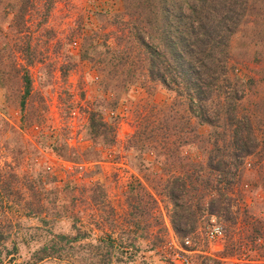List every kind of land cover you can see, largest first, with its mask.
Instances as JSON below:
<instances>
[{"label":"rangeland","instance_id":"1","mask_svg":"<svg viewBox=\"0 0 264 264\" xmlns=\"http://www.w3.org/2000/svg\"><path fill=\"white\" fill-rule=\"evenodd\" d=\"M36 1L29 32L41 61L30 66L33 94L26 116L35 115L30 111L33 104L41 110L43 122L24 120L23 111L0 88V169L11 167L18 186L29 178L45 179L47 191L38 199L41 212L10 214L13 225L0 242V264H175L172 258L179 250L187 251L189 264H264V156L259 152L245 157L237 176H230L236 173L230 165L232 174L225 179L230 186L225 189L200 170L206 161L202 140L212 130L209 125L196 126L198 139L180 147L182 160L176 164L133 146L128 137L137 117L149 105L169 103L174 94L146 78L112 94L93 57L81 55L94 36L98 42L105 37L115 41L110 36L123 27L116 20L123 0H54L41 23L46 0ZM243 29L231 37L230 62L246 82L239 86L245 91L241 100L245 112L255 102L264 105L257 101L264 97V64L258 55L242 58L262 54L261 46L249 42L250 30L243 37ZM101 48L97 45L95 50ZM91 108L102 111L112 123L113 143L103 146L91 140L87 129ZM187 173L195 179L204 206L211 196L216 198L215 210L199 211L196 219L179 225L184 231L178 232L168 221L171 204L163 184L171 174L186 179ZM146 192L158 203L149 205L144 219L135 216L133 206L135 198L147 199ZM183 196L188 198L189 193ZM212 222L223 231L216 240L204 233ZM185 237L190 239L186 246ZM118 239L133 242L136 250L115 248Z\"/></svg>","mask_w":264,"mask_h":264},{"label":"trees","instance_id":"2","mask_svg":"<svg viewBox=\"0 0 264 264\" xmlns=\"http://www.w3.org/2000/svg\"><path fill=\"white\" fill-rule=\"evenodd\" d=\"M53 1L46 0L43 5L40 23ZM36 2L0 0V88L17 103L24 120L32 118L30 124L43 122L41 110L33 104L30 111L35 115L26 116L33 94L30 66L41 61L29 32L30 12ZM116 18L123 27L119 34L110 36L115 41L105 37L98 42L94 36L81 53L83 57H93L106 78L103 80L106 90L118 94L137 78H146L158 81L174 94L169 103L149 105L137 117L128 141L141 151L164 155L166 161L176 164L182 160L180 147L198 139L196 126L209 125L212 130L202 140L207 148L206 161L201 163L200 170L206 172V179H214L218 186L224 184L227 189L230 182L225 179L232 174L230 165L236 171L230 176H237L245 157L259 152L264 156V105L255 102L251 110H242L245 91L239 86L246 82L230 62L231 37L243 27V37L249 29L252 35L249 42L261 46L262 54L254 52L242 58L258 55L264 64V0H123V10ZM6 22L8 25L4 27ZM97 45H102L101 50H95ZM92 50L95 54L89 56ZM257 101L264 102V97ZM87 114L91 140L103 146L113 143L115 130L103 112L91 108ZM204 171L200 173L203 175ZM185 175L186 179L171 174L163 184L171 204L168 221L178 232L184 231L179 225L196 219L199 211L207 209L213 213L216 200L211 196L204 206L203 195L195 191L192 174ZM17 183L11 167L0 169V242L7 237L6 229L13 225L12 212L24 210L29 215L43 209L38 199L47 191L43 187L45 179L29 178L22 186ZM139 186L144 188L142 184ZM27 191L29 198L24 199ZM146 193L147 199L137 197L133 206L135 216L144 219L151 209L149 205L158 203L151 192ZM185 193H189L188 198L183 196ZM115 248L124 252L136 250L133 242L122 239L115 242Z\"/></svg>","mask_w":264,"mask_h":264},{"label":"built area","instance_id":"3","mask_svg":"<svg viewBox=\"0 0 264 264\" xmlns=\"http://www.w3.org/2000/svg\"><path fill=\"white\" fill-rule=\"evenodd\" d=\"M213 221V220H212ZM222 227L217 224L216 222H212L210 223L206 228H205V236L207 237V239L209 240H216L219 237L222 236ZM184 243L185 246L190 244V239L189 237H185L184 238ZM173 262L175 264H189L190 263V259L187 256V251L186 250H179L176 251L173 255L172 258Z\"/></svg>","mask_w":264,"mask_h":264}]
</instances>
